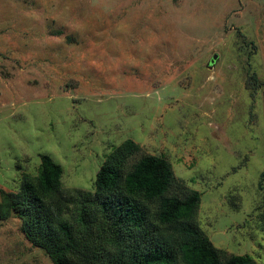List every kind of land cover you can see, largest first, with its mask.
Wrapping results in <instances>:
<instances>
[{
	"label": "rangeland",
	"instance_id": "1",
	"mask_svg": "<svg viewBox=\"0 0 264 264\" xmlns=\"http://www.w3.org/2000/svg\"><path fill=\"white\" fill-rule=\"evenodd\" d=\"M128 138L129 167L158 155L199 193L223 258L264 264V0H0V190L46 154L64 193L91 194ZM0 264H52L15 214L0 219Z\"/></svg>",
	"mask_w": 264,
	"mask_h": 264
},
{
	"label": "trees",
	"instance_id": "2",
	"mask_svg": "<svg viewBox=\"0 0 264 264\" xmlns=\"http://www.w3.org/2000/svg\"><path fill=\"white\" fill-rule=\"evenodd\" d=\"M138 150L129 138L113 148L91 194L64 193L61 166L42 154L38 175H25L17 192L0 190V219L15 214L26 240L52 264H256L247 254L223 258L197 223L199 193L179 184L158 155H142L129 167ZM175 185L181 196L168 194ZM77 199L84 202L78 232L65 217Z\"/></svg>",
	"mask_w": 264,
	"mask_h": 264
},
{
	"label": "water",
	"instance_id": "3",
	"mask_svg": "<svg viewBox=\"0 0 264 264\" xmlns=\"http://www.w3.org/2000/svg\"><path fill=\"white\" fill-rule=\"evenodd\" d=\"M215 57H216V56L214 55V56L211 58V62H213V61H214Z\"/></svg>",
	"mask_w": 264,
	"mask_h": 264
}]
</instances>
